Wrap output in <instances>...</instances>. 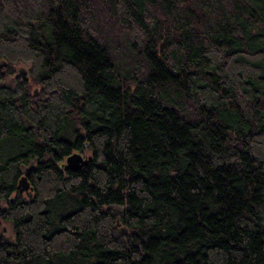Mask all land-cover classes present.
Wrapping results in <instances>:
<instances>
[{
	"label": "trees",
	"instance_id": "1",
	"mask_svg": "<svg viewBox=\"0 0 264 264\" xmlns=\"http://www.w3.org/2000/svg\"><path fill=\"white\" fill-rule=\"evenodd\" d=\"M2 203L0 264H264V0H0Z\"/></svg>",
	"mask_w": 264,
	"mask_h": 264
},
{
	"label": "rangeland",
	"instance_id": "2",
	"mask_svg": "<svg viewBox=\"0 0 264 264\" xmlns=\"http://www.w3.org/2000/svg\"><path fill=\"white\" fill-rule=\"evenodd\" d=\"M15 69V73L12 76H9L5 79V82L9 85V86H13L16 84L17 80H29V64L27 63H18L15 65L14 67ZM38 86L37 85H31V91L35 94L36 91H38ZM81 154L83 155V157L87 158L91 155V151L90 150H85L84 152H81ZM64 162V160H63ZM24 199H29V197L31 196V192L30 189L28 191H23L20 194ZM114 215H119L118 211H119V207L117 206H111L109 207ZM4 209V204H0V212ZM117 228L115 229V237L116 238H123L126 234V230L125 228L119 224V222L117 221ZM0 233L3 234L2 239L0 240V242L5 241V242H9L12 240L13 238V229L10 223L3 221L2 219H0Z\"/></svg>",
	"mask_w": 264,
	"mask_h": 264
},
{
	"label": "water",
	"instance_id": "3",
	"mask_svg": "<svg viewBox=\"0 0 264 264\" xmlns=\"http://www.w3.org/2000/svg\"><path fill=\"white\" fill-rule=\"evenodd\" d=\"M90 158H85L83 155L79 152H74L67 156L64 159V162L60 163L61 167H65L69 170H80L82 167L86 166L89 163ZM18 191L23 192V191H28L29 190V184L27 181V172L24 173V175L20 178L18 182ZM3 234L0 233V240L2 239Z\"/></svg>",
	"mask_w": 264,
	"mask_h": 264
}]
</instances>
